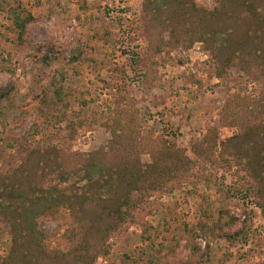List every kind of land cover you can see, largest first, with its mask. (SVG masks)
I'll list each match as a JSON object with an SVG mask.
<instances>
[{"label": "rangeland", "instance_id": "rangeland-1", "mask_svg": "<svg viewBox=\"0 0 264 264\" xmlns=\"http://www.w3.org/2000/svg\"><path fill=\"white\" fill-rule=\"evenodd\" d=\"M195 2L213 10L222 0ZM143 3L0 0V88L16 81L0 98V183L24 185V169L33 179L45 168H71L77 178L101 150L106 163L152 165L121 215L113 211L117 198L104 196L82 222L65 206L39 215L44 252L31 264L187 261L205 246L200 220L210 264H264V183L246 161L252 156L254 166L264 147L262 65L235 43L223 49L221 34L235 42L241 23L217 17L206 22L216 41L186 47L189 35L171 32ZM29 12L19 38L13 14ZM245 15L237 8L232 18L245 22ZM60 86L63 102L55 96ZM11 244L0 219V264H27Z\"/></svg>", "mask_w": 264, "mask_h": 264}, {"label": "trees", "instance_id": "trees-1", "mask_svg": "<svg viewBox=\"0 0 264 264\" xmlns=\"http://www.w3.org/2000/svg\"><path fill=\"white\" fill-rule=\"evenodd\" d=\"M143 8L145 13L152 14L156 16V19L159 18L162 23H166V26H171V32L183 29L185 33L183 36L189 35V38H187L189 40H185L186 47H190L195 40L208 42V40L213 39L216 41L217 32L213 28L212 30L207 29L206 22L213 23L217 17L222 18L223 22L232 23L235 21L241 23L244 29L235 42L232 39H227L226 34H221L227 42L223 45V49L227 50L235 43V50L240 51L238 47L241 46V49L247 50L248 54L254 55L261 63L264 71V0H222L221 5L213 10H207L199 6L195 0H144ZM237 8L247 13L243 19L245 22L232 18V14H235ZM239 17L242 20V14H239ZM32 19L33 15L30 12L25 16H20L18 13L13 14L12 22L19 38H22L27 24ZM161 38L163 39V35H161ZM182 41L176 38L173 43ZM170 42L171 40L165 43L170 44ZM52 53L53 47L45 53L46 63L52 57ZM232 59L229 58L230 63ZM15 83L16 81L11 80L6 86L1 87L0 98L9 95L14 90ZM55 96L58 102L64 101L61 86L55 89ZM118 109L116 108V111ZM120 122L122 123L120 124L121 127L131 129L130 124H127L126 121ZM262 123H264V120ZM261 127L258 124L257 128ZM243 129H246L248 131L246 133L249 135H254L256 132L252 127L243 126ZM262 132H264V129H262ZM167 155L172 156L173 154L167 153ZM107 156V151H98L95 159L91 158L92 160L88 164L86 160L81 165L83 174L77 178H73L76 172L71 168L67 170L63 168H45L39 177L38 171H36L37 173H35L33 179L29 178L33 177V172L24 169L22 170L25 176L24 185H21V182H6V180L0 183V219L9 227L12 252L20 251L21 258L29 257L30 259L26 260L27 264H31L34 260L38 261L39 255L44 252L42 239L46 236L37 222L38 217L51 209L59 208V206L68 208L74 213L75 218L82 222L83 215L89 211L90 205L96 203L103 196L106 200H112L116 197L118 202H116L113 211H117L121 215L122 207L128 204L139 179L145 175L143 172H147L152 165H146V168H142L136 161L121 160L115 164H110L106 163ZM246 156L247 165L255 171L253 173L254 177L264 183V176L261 175V171L264 169V147L254 154V166L252 156L248 154ZM108 168H111L109 173L106 170ZM150 171H153V169ZM104 177H106L104 182H99V180L103 181ZM79 181H82L83 184H78ZM99 183L103 185H99ZM208 210L205 209L203 212L206 216H209ZM198 223L200 232L197 236L206 239L205 246L193 249L191 252L192 257L187 261L173 264L211 263L212 247L210 240L206 237V222L200 220ZM197 251L200 252L199 257H195ZM160 264L169 263L161 261Z\"/></svg>", "mask_w": 264, "mask_h": 264}, {"label": "built area", "instance_id": "built-area-1", "mask_svg": "<svg viewBox=\"0 0 264 264\" xmlns=\"http://www.w3.org/2000/svg\"><path fill=\"white\" fill-rule=\"evenodd\" d=\"M102 91H103V93H105V92H104L105 90H102Z\"/></svg>", "mask_w": 264, "mask_h": 264}]
</instances>
